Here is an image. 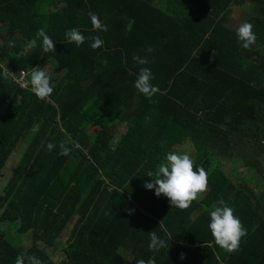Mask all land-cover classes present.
I'll use <instances>...</instances> for the list:
<instances>
[{"label":"trees","instance_id":"16d2710c","mask_svg":"<svg viewBox=\"0 0 264 264\" xmlns=\"http://www.w3.org/2000/svg\"><path fill=\"white\" fill-rule=\"evenodd\" d=\"M233 7L254 26L250 49L228 25ZM89 12L108 31H94ZM41 28L55 51H43ZM72 28L100 36L102 47L68 44ZM133 54L150 63L136 64ZM48 61L63 72L41 100L26 70ZM0 65L17 80L24 72L25 84L0 75V264H15L21 253L42 264H264V0H0ZM141 67L159 87L151 98L134 87ZM68 138L71 154L58 155ZM184 142L209 187L180 210L145 181ZM222 158L241 160L256 177L233 182ZM220 199L248 233L232 253L208 227ZM152 231L166 248L149 251Z\"/></svg>","mask_w":264,"mask_h":264},{"label":"clouds","instance_id":"9594fccd","mask_svg":"<svg viewBox=\"0 0 264 264\" xmlns=\"http://www.w3.org/2000/svg\"><path fill=\"white\" fill-rule=\"evenodd\" d=\"M88 15L94 31H108L107 24L101 21L98 14L89 12ZM253 28V24L243 22L236 29L238 41L245 49H250L256 43L257 36ZM36 37L42 38L44 52L55 51L54 40L43 28L37 31ZM65 39L68 44L75 43L77 46L84 44L86 40H91L92 43L90 46L94 50L102 47L104 43L100 36L85 37L77 28H72L67 31L65 33ZM14 46L15 42L9 41V47ZM153 51L154 48L152 46L146 49V53H152ZM132 58L138 65H147L150 63L147 55L141 56L140 54H133ZM0 68L3 69L0 75L4 79L11 77L17 83L20 82L17 80L16 74L11 73L8 67L0 65ZM29 76L31 91L37 98L45 100L53 94L54 84L47 67H32L29 71ZM154 79L155 77L150 68L141 67L134 82V87L145 97L151 98L159 91V87L152 83ZM70 143V138L61 141L58 155H70L72 150L68 146ZM47 148L49 151H52L56 148V145L48 143ZM147 176L152 177L153 180L151 182L145 181L146 189H154L157 197L161 195L167 197L172 208L175 207L180 210L188 209L193 201L200 199L208 191L209 187L208 172L203 167H196L193 157L187 152H168L166 159L162 160L155 172L150 171L147 173ZM208 227L215 243L229 253L238 251L242 239L248 234L242 220L235 214V209L230 207L223 199H220L212 205ZM149 237V251L158 252L160 249L168 246L167 242L158 236L156 231L149 232ZM183 258L182 254L181 259ZM15 264H42V261L35 255L21 253L16 257ZM137 264H156V261L154 258L147 260L141 258L137 261Z\"/></svg>","mask_w":264,"mask_h":264},{"label":"rangeland","instance_id":"374dc122","mask_svg":"<svg viewBox=\"0 0 264 264\" xmlns=\"http://www.w3.org/2000/svg\"><path fill=\"white\" fill-rule=\"evenodd\" d=\"M153 1L156 4V3H159L160 1H163V0H153ZM246 19H247V14H246L245 9H243L241 7H233L232 11L229 15L228 25L233 29H237L241 23L246 21ZM38 67H41V68L47 67V70L51 74L52 78H58L63 72L62 67L59 66L58 64L52 62V61H48L46 63H41L38 65ZM31 68L27 69L26 71H29ZM23 73L24 72H22L21 74L23 75ZM91 130L94 132L97 130V128L91 129ZM32 133L29 135V137L32 136ZM29 137L9 157L8 161L5 164V168L3 170L4 174L10 176V174L13 172L23 150L25 149V146L27 144V141L29 140ZM173 151H175V152H187L192 157H194V154H195L194 148L192 147V145L189 142H184L181 145H177ZM221 163H222L223 171L231 178V180L233 182H235L236 179H240V178L248 180V179L256 177L255 171L254 170H248L247 168H245V165L241 160H238L236 158H231V159L230 158H226V159L222 158ZM263 185H264L263 183L260 184V186L258 187V191H260L263 188ZM66 238H67V235L64 234L63 237H61L56 242L55 248H54L53 252H51V254H50L54 260H56V258L58 257V255L60 253L59 250L63 246V241H65Z\"/></svg>","mask_w":264,"mask_h":264},{"label":"built area","instance_id":"2783aa9c","mask_svg":"<svg viewBox=\"0 0 264 264\" xmlns=\"http://www.w3.org/2000/svg\"><path fill=\"white\" fill-rule=\"evenodd\" d=\"M18 80L20 81V84H21L22 86H25V84H24V82H23V75H21V76L19 77Z\"/></svg>","mask_w":264,"mask_h":264},{"label":"crops","instance_id":"0c3cea01","mask_svg":"<svg viewBox=\"0 0 264 264\" xmlns=\"http://www.w3.org/2000/svg\"><path fill=\"white\" fill-rule=\"evenodd\" d=\"M23 75H24V73H23Z\"/></svg>","mask_w":264,"mask_h":264}]
</instances>
